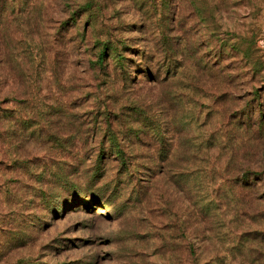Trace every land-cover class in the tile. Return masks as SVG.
Returning <instances> with one entry per match:
<instances>
[{
    "label": "rangeland",
    "instance_id": "1",
    "mask_svg": "<svg viewBox=\"0 0 264 264\" xmlns=\"http://www.w3.org/2000/svg\"><path fill=\"white\" fill-rule=\"evenodd\" d=\"M0 264H264V0H0Z\"/></svg>",
    "mask_w": 264,
    "mask_h": 264
},
{
    "label": "trees",
    "instance_id": "2",
    "mask_svg": "<svg viewBox=\"0 0 264 264\" xmlns=\"http://www.w3.org/2000/svg\"><path fill=\"white\" fill-rule=\"evenodd\" d=\"M119 59H121V56H119ZM119 152H120V150L117 151V153H119Z\"/></svg>",
    "mask_w": 264,
    "mask_h": 264
}]
</instances>
